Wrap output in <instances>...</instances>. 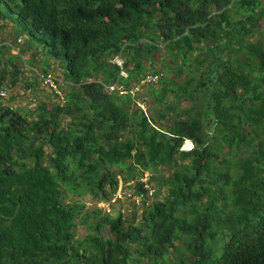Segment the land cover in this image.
Returning <instances> with one entry per match:
<instances>
[{"label":"trees","instance_id":"16d2710c","mask_svg":"<svg viewBox=\"0 0 264 264\" xmlns=\"http://www.w3.org/2000/svg\"><path fill=\"white\" fill-rule=\"evenodd\" d=\"M6 21L67 87L0 100V264H264V0H0ZM6 44L0 89L25 75ZM120 179L155 190L141 216L85 209Z\"/></svg>","mask_w":264,"mask_h":264},{"label":"rangeland","instance_id":"374dc122","mask_svg":"<svg viewBox=\"0 0 264 264\" xmlns=\"http://www.w3.org/2000/svg\"><path fill=\"white\" fill-rule=\"evenodd\" d=\"M3 23V22H2ZM1 23V24H2ZM6 25H0V48L3 46V43L6 44V50L3 54V59L6 61L11 55L16 56L15 61L20 64V67L24 69L25 75L19 79L18 83L14 86H11L10 83L7 84V90L8 95L3 99V102L6 105H11L17 110H22L23 113H28L25 111H29L30 109H33L37 106L39 101H43V99H46L49 101V99H55L58 100L57 97L54 94V91H51L50 89L42 86L40 80L38 79V72L33 68V66L28 65L25 63V57H28V51L26 50L27 46H25L24 39H26V42H31V36L29 35L28 30L20 29V26L14 25L11 21L4 22ZM18 28L23 32V34H18ZM264 30V28H262ZM22 38L23 41L19 42V38ZM33 41V40H32ZM121 58V57H120ZM118 58L117 60L120 62L121 59ZM40 60V59H39ZM116 60V58H115ZM114 60V61H115ZM52 72L56 75L58 79H60L62 83V88L65 89L67 87L66 82H64L63 78V72L64 70L60 67L58 62L52 63ZM159 69L160 66H159ZM26 77V78H25ZM33 82V86L30 89H27V83ZM37 81V82H36ZM5 87V86H4ZM142 91H146L145 89ZM142 92V94H144ZM146 110H148V107ZM194 146L193 142L190 140H187L183 146L185 149H191ZM150 173L148 171L145 174V179L148 180ZM121 183L122 180L120 179L119 187L117 191H121ZM134 183V182H133ZM133 183L131 185H133ZM134 189V188H131ZM155 192V191H154ZM114 192H112L109 196V199H97L93 197L92 194L86 193L84 196H82V201L85 203V209H92L96 206L101 207L104 209L105 212L110 214H116L117 211L121 210L125 213V215H128L129 211L131 209H137L138 210V216H141L142 209L144 208V205L142 203L133 202L132 199H126L123 200H117L115 203L113 202V198L115 197ZM116 194V193H115ZM166 195V189L163 188L160 193L157 195L158 197L164 198ZM110 208L111 211L109 212L107 209ZM90 220H93V218H90ZM137 220L139 221V218L137 217ZM137 221V222H138ZM88 225L84 222H81V219L78 218L77 223V237L83 238L88 233Z\"/></svg>","mask_w":264,"mask_h":264},{"label":"built area","instance_id":"2783aa9c","mask_svg":"<svg viewBox=\"0 0 264 264\" xmlns=\"http://www.w3.org/2000/svg\"><path fill=\"white\" fill-rule=\"evenodd\" d=\"M19 41H23L22 38H19ZM118 58H120V56H117L115 61L118 62L121 66H123L124 65L123 58H120L121 59L120 62L117 60ZM121 74L127 75V72L125 70H122ZM162 75H163L162 72H159V73H156V74H148L146 76V78L143 80V83H149V84L157 83L161 79ZM40 81H41L42 86H44V87H46V88H48L50 90H53V91L57 92L58 94L62 95V92H61V90L59 88V79L56 77V75L53 72L48 71V72L40 74ZM109 88H110V90L118 89V90H120V93L126 92L125 87L122 84L111 85V86H109ZM139 88H140V86L134 87L132 92L136 93L139 90ZM7 95H8L7 88L6 87H2L0 89V100H3ZM139 180H142V181H145V182L148 181L147 179H145V177H142ZM145 187L149 190L148 191L149 195H153L155 193L154 192L155 190L151 189L149 184H146ZM117 190H118V188L113 193L114 196H115L113 198V202L114 203L117 200L125 201L126 199H132L133 202L143 203V200L145 199L144 195L148 194V193H145V192H142V191L134 192L135 190L125 186L123 181L121 183V191H117ZM109 198H107V199H109ZM107 210L109 212L111 211L110 208H108Z\"/></svg>","mask_w":264,"mask_h":264},{"label":"clouds","instance_id":"9594fccd","mask_svg":"<svg viewBox=\"0 0 264 264\" xmlns=\"http://www.w3.org/2000/svg\"><path fill=\"white\" fill-rule=\"evenodd\" d=\"M115 60V59H114ZM52 72V71H51ZM59 82H60V79H59ZM51 91H53V90H51ZM55 92V91H54ZM55 93H57V92H55ZM58 94V93H57ZM60 95V94H59Z\"/></svg>","mask_w":264,"mask_h":264}]
</instances>
